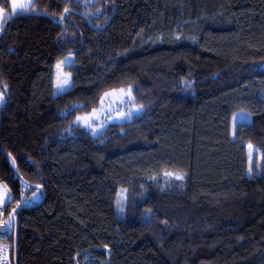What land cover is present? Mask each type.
I'll list each match as a JSON object with an SVG mask.
<instances>
[{
	"label": "trees",
	"instance_id": "16d2710c",
	"mask_svg": "<svg viewBox=\"0 0 264 264\" xmlns=\"http://www.w3.org/2000/svg\"><path fill=\"white\" fill-rule=\"evenodd\" d=\"M124 88L139 114L97 136L77 124ZM164 171L185 181L163 188ZM0 185L16 264H264V0H37L7 21Z\"/></svg>",
	"mask_w": 264,
	"mask_h": 264
},
{
	"label": "rangeland",
	"instance_id": "374dc122",
	"mask_svg": "<svg viewBox=\"0 0 264 264\" xmlns=\"http://www.w3.org/2000/svg\"><path fill=\"white\" fill-rule=\"evenodd\" d=\"M73 64H74L73 55L69 54L63 60H61L55 65V88H54L55 96L64 93L66 90H68L71 87V75L65 72V68L68 66H72ZM64 79H67L69 82L67 85H64L65 90L61 91V89L58 87V83H61ZM128 89L129 88H124L125 93L127 92ZM119 90L120 89H116L107 92V93H113V95L105 99L103 107L101 106L100 103V106L96 109L97 112L95 116H92L93 111L89 114L81 116V117H90L88 124H86L85 121L78 119L76 121L77 124L87 128L93 136H97L101 134L108 125L112 123L129 121L132 119L133 116L139 114L141 112V107L136 105L132 94V90H131V97H132L131 99L126 94L122 95ZM137 109H139V111H137ZM238 116L240 117V120H234V117H238ZM250 120H251V116L248 112L246 111L236 112L231 119V125H230L231 139L234 140L235 138V131L237 124L248 123L250 122ZM253 149L255 148L253 147ZM247 152H248V164H249V152H250L249 145H247ZM257 164L261 165V154H259L255 150L253 152L252 171L258 173L260 166L256 167ZM165 172H172L174 174L179 173L175 171L162 172L161 175L155 180L163 188L169 187L172 184L174 185L182 184L185 181V175L183 173H179V174H182L184 176V179L177 180L174 178V176L173 177L166 176ZM249 174L251 173L249 172ZM1 188L4 191V185H1ZM7 196H9L8 190H7ZM4 197L5 196L2 194L0 198H4ZM36 199H39L38 193H34L31 199L29 200V202L34 203ZM126 205H127V191L125 189L123 190L119 189L116 198V206L120 216H123L124 210L126 209ZM121 209L123 210L121 211Z\"/></svg>",
	"mask_w": 264,
	"mask_h": 264
},
{
	"label": "snow or ice",
	"instance_id": "6c2138e0",
	"mask_svg": "<svg viewBox=\"0 0 264 264\" xmlns=\"http://www.w3.org/2000/svg\"><path fill=\"white\" fill-rule=\"evenodd\" d=\"M36 2H37V0H12L10 6L0 7V31H3L4 26L7 23V21L13 19V17H20V16H23L25 14L35 12ZM68 12H69L68 8H65L64 13L67 14ZM45 14H47V13H45ZM64 19H65V16L61 15L60 20L62 21ZM61 63H63V62H61ZM58 67H59V65H58ZM68 82L69 81L67 79H64L61 83H58V87L61 89V91L65 90L64 85H67ZM119 91L122 95L126 94L129 96L130 99L132 98L130 88L127 90L126 93H125L124 89H120ZM112 95H113V93H107V92L104 94V96L101 98V101H100L102 107H103L105 99L108 98L109 96H112ZM121 102H123V101H121ZM137 111H139V109H137ZM96 112H97V110L94 109L92 116H95ZM77 119L83 120V121H85L86 124H88L90 117H78ZM234 120H240V117L239 116L234 117ZM89 126H90V124H89ZM249 149H250V152H249V172L251 173L252 167H253V152L255 151V149H253L252 145H249ZM259 166H260L259 164L256 165V167H259ZM165 175L169 176V177L174 176V178L177 180H183L184 179V176L182 174H179V173L174 174L172 172H165ZM3 195L5 197H7L6 203H10L11 197L7 196V186L6 185L4 186ZM122 210L123 209H121V211ZM10 220H11V217H9V221ZM10 228H11V223L8 224V229H10ZM8 229H6L5 231H7Z\"/></svg>",
	"mask_w": 264,
	"mask_h": 264
},
{
	"label": "built area",
	"instance_id": "2783aa9c",
	"mask_svg": "<svg viewBox=\"0 0 264 264\" xmlns=\"http://www.w3.org/2000/svg\"><path fill=\"white\" fill-rule=\"evenodd\" d=\"M6 206V201L0 202V264H13V246L9 242L12 226L8 229L9 222L7 220ZM6 229L8 230L5 231Z\"/></svg>",
	"mask_w": 264,
	"mask_h": 264
},
{
	"label": "water",
	"instance_id": "95a60500",
	"mask_svg": "<svg viewBox=\"0 0 264 264\" xmlns=\"http://www.w3.org/2000/svg\"><path fill=\"white\" fill-rule=\"evenodd\" d=\"M107 24V23H106ZM106 26V25H105ZM3 31H0V36L2 35ZM42 192V190H40ZM13 224H14V235H13V264L17 263V222L13 218Z\"/></svg>",
	"mask_w": 264,
	"mask_h": 264
},
{
	"label": "crops",
	"instance_id": "0c3cea01",
	"mask_svg": "<svg viewBox=\"0 0 264 264\" xmlns=\"http://www.w3.org/2000/svg\"><path fill=\"white\" fill-rule=\"evenodd\" d=\"M11 2H12V0H9V6H10V4H11ZM3 189L1 188V185H0V197H1V195L3 194ZM39 195V199H40V194H38ZM39 199H36V201L35 202H38V200ZM7 200V197H4V198H0V202H2V201H6Z\"/></svg>",
	"mask_w": 264,
	"mask_h": 264
}]
</instances>
